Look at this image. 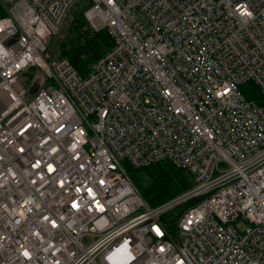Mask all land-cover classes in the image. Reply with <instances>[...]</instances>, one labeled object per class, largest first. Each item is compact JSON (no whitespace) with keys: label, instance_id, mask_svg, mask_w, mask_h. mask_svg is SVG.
<instances>
[{"label":"built area","instance_id":"built-area-1","mask_svg":"<svg viewBox=\"0 0 264 264\" xmlns=\"http://www.w3.org/2000/svg\"><path fill=\"white\" fill-rule=\"evenodd\" d=\"M77 1L0 0V264H264V0H86L84 75L44 54ZM164 160L149 206L123 163Z\"/></svg>","mask_w":264,"mask_h":264},{"label":"trees","instance_id":"trees-1","mask_svg":"<svg viewBox=\"0 0 264 264\" xmlns=\"http://www.w3.org/2000/svg\"><path fill=\"white\" fill-rule=\"evenodd\" d=\"M83 3L79 4V7L72 6L70 8V10H77V13L70 20L67 28L64 25L63 31H67L68 35L60 41L58 55L53 54L51 56L47 52V45L44 52L51 58H65L80 75L86 74L94 61L105 53L111 44V39L104 29L93 30L89 26L83 16V10L88 2L84 0ZM70 10H68L66 16ZM3 14V7L0 4V16ZM51 53L53 52L51 51ZM239 89L245 98L257 100L259 103L263 102V97L257 87L251 82L240 84ZM123 167L128 179L149 206L158 205L187 190L193 184L192 177L186 169L175 166L166 160L139 168H133L127 163H123ZM193 202L189 200L175 205L161 215V220L173 230L172 225L179 213Z\"/></svg>","mask_w":264,"mask_h":264},{"label":"rangeland","instance_id":"rangeland-1","mask_svg":"<svg viewBox=\"0 0 264 264\" xmlns=\"http://www.w3.org/2000/svg\"><path fill=\"white\" fill-rule=\"evenodd\" d=\"M84 0H79L77 2H75L74 7L78 6L79 4L83 3ZM84 4V3H83ZM79 7V6H78ZM70 10V9H69ZM77 10H73L71 9L68 13V15L66 16L65 20L63 19V23L61 28L59 29V31L57 32V34L53 37H51L50 39H48L46 45H47V52L52 56L53 54L58 55L57 52H59L60 50V46L59 43L62 39H64L68 33L67 31H63L64 29V25L67 28L69 22L71 19L74 18V15L77 13ZM58 39V41H57ZM56 41V42H55ZM55 42V43H54ZM51 51L53 53H51ZM56 51V52H55ZM35 71V68L30 67L26 70L25 75H20L18 78V81L23 85V86H27L31 77L33 76V72ZM256 103L259 104V102L257 100H254ZM239 227L244 226V223H242L241 221L237 223Z\"/></svg>","mask_w":264,"mask_h":264},{"label":"water","instance_id":"water-1","mask_svg":"<svg viewBox=\"0 0 264 264\" xmlns=\"http://www.w3.org/2000/svg\"><path fill=\"white\" fill-rule=\"evenodd\" d=\"M35 88H36L35 85L31 86V87L29 88L28 92L31 94V93L34 91Z\"/></svg>","mask_w":264,"mask_h":264}]
</instances>
